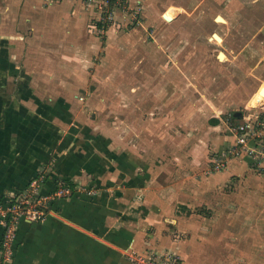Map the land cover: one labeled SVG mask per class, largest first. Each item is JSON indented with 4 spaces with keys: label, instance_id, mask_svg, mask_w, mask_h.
<instances>
[{
    "label": "rangeland",
    "instance_id": "obj_1",
    "mask_svg": "<svg viewBox=\"0 0 264 264\" xmlns=\"http://www.w3.org/2000/svg\"><path fill=\"white\" fill-rule=\"evenodd\" d=\"M163 3L156 16L153 9H148L150 6H145L139 13V23L129 24L130 29L109 37L98 34V46L92 47L89 62L81 67L61 66V74L57 72L60 76L54 77L56 81L44 86L53 104L58 105L54 101L61 100L56 112L61 117V139H65L66 147L74 137L79 136V141L85 142L92 137L97 140L99 152L118 158L120 154L112 153L107 146V129H112L116 138L124 133L132 140L152 137L155 133L157 137L170 138L174 145L161 149L162 158L174 150L178 155L188 153L193 147L198 149L196 155H204V159L210 156L206 165L195 164L192 169L189 164L187 167L191 168H184V176H190L181 179L182 188H195L205 174L218 171L213 162L216 153L209 152L208 140L215 131L210 127V119L219 118L226 124L229 118L234 120L233 111H246L252 122L264 124V97L256 91L264 78V67L256 65L264 55V0H163ZM173 5L178 7L172 9ZM166 12L175 20H167ZM221 14L227 17V23L219 22ZM251 54L256 56L255 62ZM58 90L60 98L56 97ZM72 123L69 128L68 124ZM261 127V136L250 144L252 152L245 154L264 165V126ZM152 154L150 150L148 157ZM259 166L257 169L264 173V167ZM85 169L87 174L74 182V189L68 185L69 192L65 191L68 180L64 177L55 176L52 190L44 191L42 183L44 193H52L61 185V196L50 204L49 213L41 221L54 217L66 224L75 199L80 200L81 213H89L92 208L98 221L105 222L106 215L116 212L120 178L113 180L114 184L105 183L94 177L89 167ZM133 170H129V181L120 180V184L136 187L138 180L149 186L155 178L151 169L145 168L140 176L138 172L133 174ZM158 170L162 178L169 174L164 165ZM50 172L40 173L47 176ZM235 183V179L225 183L224 192L217 197L236 192ZM240 188L239 196L225 199L226 203H237L226 204L230 209L223 210V206L220 209L221 204L215 201L211 203L214 209L200 204L188 211L183 218L184 223L189 222L188 227L182 221L170 225L157 217L138 221L132 225L138 237L129 230V244L127 237L117 232L95 233L96 228L100 230V224L87 229L99 237V250L106 243L113 244L115 251L121 250L117 254L122 256L120 259L125 258L121 264H264V191H251L247 195ZM130 208L135 213L132 215H142L143 210ZM226 218L230 222L238 218L236 233L225 225ZM18 227L13 253L2 264H13L18 255ZM239 228L242 232L237 231ZM87 229L74 228L70 235L61 231L59 248L74 258L61 256V264L67 260L78 263L80 251L88 248L83 235L89 232ZM88 236L91 237L89 233ZM46 258L47 255L43 260ZM105 259L103 253L98 264H109ZM81 263H85L84 256Z\"/></svg>",
    "mask_w": 264,
    "mask_h": 264
},
{
    "label": "crops",
    "instance_id": "obj_2",
    "mask_svg": "<svg viewBox=\"0 0 264 264\" xmlns=\"http://www.w3.org/2000/svg\"><path fill=\"white\" fill-rule=\"evenodd\" d=\"M131 2L134 6H140L141 10L150 6L148 9H153L155 16L158 10H161V4H164L163 0ZM96 16L95 11L86 7L82 0H0V201L26 188L33 178L45 170L51 172L44 182V191L54 188L55 176L64 177L73 183L79 178L82 179L87 174L85 167H89L88 171L105 183L112 184L113 180L120 178L117 185L121 186L118 191L120 196L115 202L118 209L115 213L106 215L105 222L102 219L98 221L92 214V208L89 213H81L79 199L72 202L73 213L64 225L54 217L36 223L22 220L17 235L19 251L13 264H61V256L74 259L72 256H66L59 248L62 230L70 235L74 228L83 231L87 226L98 227L100 224V230L96 228L95 233L109 231L113 235L117 232L127 237L126 242L129 244V230L138 237L132 225L140 220L146 222L157 217L170 225H179L182 221L183 225L188 227L189 222L184 223L183 218L188 215V211H193L195 206L202 204L213 208L211 203L216 201L221 204L218 205L220 209L222 206L223 210L230 209L226 204L234 206L237 203H226L225 199L239 196V187L244 189L247 195H250L251 191H264V173L257 169V166L264 165L256 162L248 156L249 154L232 158L222 170L208 171L209 175L203 176L199 186L183 189L181 179L190 176H184V168L193 169L195 164L206 165L207 159L210 163V156L204 159V155H196L198 149L195 147L180 155L174 150L173 154L170 152L165 159L162 158L161 149L174 146L170 138L157 137L154 133L152 137L132 140L128 134H120L122 132H119L120 135L116 138L112 129H107L105 137L109 151L120 154L118 158H110L99 152L97 140L92 137L89 142H85L82 139L79 141L81 137L77 136L69 142V146H65V139H61V117L56 112L61 107V100L56 99L54 102L58 105L53 104L50 92L44 84L56 81L54 77L60 76L61 66L81 67L90 61L92 47L98 46V33L94 27ZM220 16L219 22L227 23V17L224 14ZM118 20L120 26L110 29L106 36L121 33L129 28V24H134L122 13L119 14ZM251 57L255 62L256 56L251 54ZM110 60H113L112 57ZM256 62V65L264 67V55ZM261 79L258 85L264 82V78ZM57 92L56 97L60 98L61 91ZM38 98L45 99L35 100ZM242 112L243 115L239 117L235 115L236 111H233L231 117L234 120L229 118L230 121L225 122L226 124L219 118L210 119V127L215 131L208 140L211 145L209 152L213 151L217 155L236 142L237 134L231 123L243 122L250 116L249 112ZM255 112L257 109L253 111ZM73 125L68 124L69 128ZM150 150L153 154L148 157ZM189 164L191 167H187ZM162 165L169 169L168 176L165 175L164 178L158 170ZM145 168L151 169V176L155 177L151 184L148 183L149 186L138 180L136 187L130 186V183L120 184V180L129 181V170L134 169L133 174L138 172L140 176V173L145 172ZM139 176L137 179H140ZM233 179L236 180V192L217 197L224 192L223 185ZM189 193L193 194L190 196ZM195 197L200 198L197 200ZM130 206L143 210L142 215H132L135 213L130 212ZM232 215L235 217L234 213ZM85 220L88 223H85ZM236 220L230 222V218L225 219V225L235 233ZM83 222L85 225H82ZM87 230L91 236L83 232L87 250L80 251L78 263L75 260H67L63 261L64 264H82L83 256L84 264H98V259L103 253L105 262L109 264H121L125 260L124 257L120 259L122 256L117 254L121 250L115 251L113 244L110 246L106 243V246L99 250V237L90 229ZM237 231L242 232L240 228ZM3 233L4 227L0 222V257ZM46 255L47 258L43 260Z\"/></svg>",
    "mask_w": 264,
    "mask_h": 264
},
{
    "label": "built area",
    "instance_id": "obj_3",
    "mask_svg": "<svg viewBox=\"0 0 264 264\" xmlns=\"http://www.w3.org/2000/svg\"><path fill=\"white\" fill-rule=\"evenodd\" d=\"M82 1L86 7L92 8L97 14L94 27L98 34L105 35L110 29L117 27L120 13L129 17L131 23L139 22L141 7L132 5L131 0ZM248 118L237 124L231 123V127L237 134V139L227 149L215 155L213 162L217 170L226 168L232 158L252 152L250 144L261 136V126L264 124L262 121L252 122ZM46 179L47 176L40 173L30 181L26 188L0 201V222L4 227L0 264L4 258H9L13 253L14 237L21 221H41L49 213L50 204L56 200V197L61 196V185L52 193H44L41 190L42 183L44 184ZM66 187L65 191L69 192L71 188L68 185Z\"/></svg>",
    "mask_w": 264,
    "mask_h": 264
},
{
    "label": "bare ground",
    "instance_id": "obj_4",
    "mask_svg": "<svg viewBox=\"0 0 264 264\" xmlns=\"http://www.w3.org/2000/svg\"><path fill=\"white\" fill-rule=\"evenodd\" d=\"M171 8L173 9L174 8V6H171ZM164 17L167 19V20H169V21H172L174 18H173V16L169 13V12H166L165 14H164ZM257 92L262 96V97H264V82L263 83H261L260 85H259V87H258V89H257ZM54 212V211H53ZM55 214V213H54ZM50 217V216H49ZM67 220V219H66ZM79 228V227H78ZM85 229V228H84ZM95 235V234H94Z\"/></svg>",
    "mask_w": 264,
    "mask_h": 264
},
{
    "label": "trees",
    "instance_id": "obj_5",
    "mask_svg": "<svg viewBox=\"0 0 264 264\" xmlns=\"http://www.w3.org/2000/svg\"><path fill=\"white\" fill-rule=\"evenodd\" d=\"M67 185H69L71 188H75V184L71 181H67Z\"/></svg>",
    "mask_w": 264,
    "mask_h": 264
},
{
    "label": "water",
    "instance_id": "obj_6",
    "mask_svg": "<svg viewBox=\"0 0 264 264\" xmlns=\"http://www.w3.org/2000/svg\"><path fill=\"white\" fill-rule=\"evenodd\" d=\"M235 115L241 117L243 115V112L242 111H236Z\"/></svg>",
    "mask_w": 264,
    "mask_h": 264
}]
</instances>
